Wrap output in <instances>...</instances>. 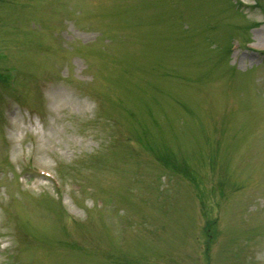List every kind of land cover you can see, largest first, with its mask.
<instances>
[{
    "label": "rangeland",
    "instance_id": "1",
    "mask_svg": "<svg viewBox=\"0 0 264 264\" xmlns=\"http://www.w3.org/2000/svg\"><path fill=\"white\" fill-rule=\"evenodd\" d=\"M0 52V264H264V0H0Z\"/></svg>",
    "mask_w": 264,
    "mask_h": 264
}]
</instances>
